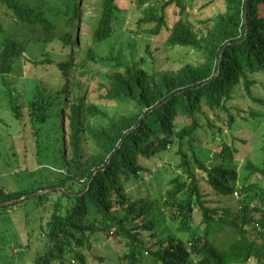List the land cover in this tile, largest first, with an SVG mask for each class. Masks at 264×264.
Returning <instances> with one entry per match:
<instances>
[{
	"label": "trees",
	"instance_id": "obj_1",
	"mask_svg": "<svg viewBox=\"0 0 264 264\" xmlns=\"http://www.w3.org/2000/svg\"><path fill=\"white\" fill-rule=\"evenodd\" d=\"M223 1L224 10L203 20L210 25L202 30H194L189 23L184 0L93 2L92 42L111 38L119 13L126 5L135 4L143 12L136 23L137 33L148 34L151 42L161 43L165 49H194L202 59L186 62L176 70L163 69L155 54L159 46L152 48L150 42L145 51L153 66L147 70L138 61H125L120 51L113 53V48L108 55L98 56L99 60L92 48L79 50L84 56L76 67L87 70L91 61L112 63V70L98 86L104 90L101 98L125 106L117 116H109L91 100L85 104L79 82L69 84L65 80L54 92L40 81H30L29 116L41 124L49 122L55 113L60 117L62 96L69 89L76 90L67 116L70 157H65L62 145L56 148L58 155H49L36 143L38 163L51 157L48 159L58 162L62 171L37 189H0V202L25 196L0 205L3 208L24 202L36 190L47 189L35 195L37 202L48 208L38 236L42 250L35 253L30 264H89L87 256L105 238L121 245L117 251L121 264H247L250 259L264 264V142L261 162L248 160L242 171L237 168L235 155L236 144L244 142L243 137L231 131L223 134V128L233 127L238 116L248 117L240 115L244 111L241 108L228 104L236 85H243L249 99L264 104V97L252 93L258 75L264 73V0ZM0 3L9 10L5 14L11 15L16 26H22V34H27L21 39L3 36L0 80L4 86L14 89L7 77L15 74L21 63H30L31 68L54 64L62 77L73 72L77 39L72 25L82 16L85 2ZM168 6L173 7L170 14L165 10ZM38 29L49 43L60 44L56 57L49 50L41 59L27 53ZM0 30L3 32L1 20ZM67 46L70 49L66 52ZM9 95L13 117L18 120L21 92ZM249 114L257 115L253 110ZM87 116L95 124H86ZM216 134L220 137L219 150L214 152L218 160L207 165L196 145L202 136L214 138ZM34 136L37 142L39 133L34 132ZM82 140L91 143L89 152H84ZM52 141L54 148L57 139ZM175 144L181 172L152 194L140 192V186L131 189V184L144 183L143 173L149 171L140 158L149 159ZM252 176L255 180L248 181ZM204 182L210 191L235 195L236 208L222 206L210 191L204 192ZM97 257L101 262L104 259Z\"/></svg>",
	"mask_w": 264,
	"mask_h": 264
},
{
	"label": "rangeland",
	"instance_id": "obj_2",
	"mask_svg": "<svg viewBox=\"0 0 264 264\" xmlns=\"http://www.w3.org/2000/svg\"><path fill=\"white\" fill-rule=\"evenodd\" d=\"M95 1L97 0H80V3L85 2L86 8L84 11L82 10V16L79 17L77 23L72 25L73 34L76 33L74 37L77 39L73 72H69L68 76L62 77L58 67L54 64H38L36 67L31 68L30 63H27V65L21 63L19 66L21 69L19 70L18 67L15 74L7 77L10 84H14V89L9 90V87L4 86L0 80V189L10 192L37 189L44 186L49 180L55 179L58 173L62 171L63 167H60L58 162L51 161V157L39 159L38 163L37 158L39 157L36 155V149L39 144L49 155L56 154V148L61 145L64 147L65 157L69 158L71 155L69 146L70 127L67 116L69 114V100L72 96H76V90L69 89L62 96L61 104L63 106L60 117L55 113L49 122L41 124L34 118L30 119L29 116L27 103L32 89L31 80H35V83L36 80L37 83L40 81L43 87L54 92L60 89L65 80L69 84L79 82L82 86L81 93L85 96V104L87 100H91L107 111L109 116H117L126 110L125 106L101 98L104 90L98 86L100 81L105 80V75L112 70V63H101L100 61L95 63L91 61L88 62L87 70L84 67H76L82 56H84V53L80 54L79 50L85 51L92 48L96 60H99L98 56L108 55L110 49L113 48V53L120 51L122 58L127 62L138 61L147 70H150L153 66L150 56L145 51L146 45L153 39L144 32H136L137 20L143 16L142 7H137L135 4L126 5L125 9L119 13L118 23L114 25V35L106 41L94 43L91 40L90 18L94 14L92 6ZM184 1L185 14L194 30H202L209 26L210 24L203 22V20L224 10L223 0ZM161 4L162 2H160ZM165 10L170 14L173 7L168 6ZM6 11L9 12L5 5L0 3V20L3 30V32L0 30V50L4 34L16 35L19 39L27 36L26 31L22 34V26H16L11 15L5 14ZM169 18H171V15H169ZM150 44L152 48L159 46V50L155 54L158 60L162 61L160 64H163V69L176 70L186 62L197 63L202 60L197 51L191 48L175 47L165 49L161 46V43L151 42ZM69 49V46H67L66 52ZM46 50H49L52 57H56L60 50V44L49 43L45 38V34L38 29L36 30L35 39L29 41L27 53L31 57L41 59L45 57L46 53L44 52ZM167 56L172 58V61L166 62L165 57ZM262 74L258 75L259 81L252 88L253 95L259 98L264 97V73ZM25 76L26 78H24ZM15 91L21 92L19 121L14 119L11 102L9 101V93ZM244 92L242 84L236 85L232 91L233 98L228 101V104L229 106L233 105L241 108L245 112H241L240 115L248 117L244 119L238 116L233 127L226 126L223 128L224 136L231 131L243 137L244 142L240 141V144H236L238 150L235 155L237 168L242 171L245 162L248 160L253 163L261 162L263 157L261 146L264 142V104L249 99ZM12 97H14V93ZM252 110L257 115L249 114ZM85 122L86 124H95V120L88 116ZM34 132L39 133L37 142L35 141ZM56 139L55 146L52 148V140ZM60 140H63V143ZM219 142L220 137L218 134L214 138L210 135L202 136L197 142L196 147L200 153L199 157L205 164L213 165L217 162L218 159H216L214 152L219 150ZM227 142H230V139H227ZM81 144L84 152H89L91 143L82 140ZM177 148L178 146L175 144L167 151L154 157L149 159L140 158V161L149 171L143 173L144 183L131 184L130 188L134 189V187L140 186V192L152 194L154 190L163 186L169 179L181 172L182 168L180 167V157L176 152ZM193 167L200 174L201 170L196 164ZM253 180H255L254 176L250 177L248 181ZM203 184L204 192L210 191L206 183ZM46 190H36L24 202L18 201L5 208L2 207L4 205L0 206V264H30L36 256L35 253L42 250L39 246L41 240L38 236L41 230L40 226L46 220L48 206L39 204L35 195L37 196V194L39 195ZM210 195L212 198L217 199L222 206H229L231 209L236 208L235 195H220L214 190L210 191ZM120 248L121 245L117 240L105 238L94 245L92 253L87 256V261L89 264H121L117 259V251ZM97 256H103V261H99ZM50 264L58 263L53 261ZM247 264L259 263L254 259H250Z\"/></svg>",
	"mask_w": 264,
	"mask_h": 264
},
{
	"label": "water",
	"instance_id": "obj_3",
	"mask_svg": "<svg viewBox=\"0 0 264 264\" xmlns=\"http://www.w3.org/2000/svg\"><path fill=\"white\" fill-rule=\"evenodd\" d=\"M246 30H247V25H246ZM218 71H219V68H218V70H217V74H218ZM25 196H21L20 198H18V199H10V200H8V201H5V202H0V205H5V204H8V203H12V202H14V201H16V200H21V199H23Z\"/></svg>",
	"mask_w": 264,
	"mask_h": 264
}]
</instances>
